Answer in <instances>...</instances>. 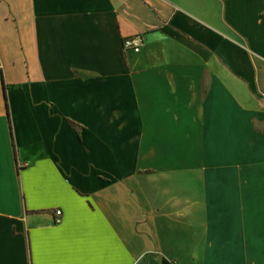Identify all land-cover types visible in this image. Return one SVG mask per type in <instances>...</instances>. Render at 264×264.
Segmentation results:
<instances>
[{
    "label": "crops",
    "instance_id": "0c3cea01",
    "mask_svg": "<svg viewBox=\"0 0 264 264\" xmlns=\"http://www.w3.org/2000/svg\"><path fill=\"white\" fill-rule=\"evenodd\" d=\"M0 264H264V0H0Z\"/></svg>",
    "mask_w": 264,
    "mask_h": 264
},
{
    "label": "built area",
    "instance_id": "2783aa9c",
    "mask_svg": "<svg viewBox=\"0 0 264 264\" xmlns=\"http://www.w3.org/2000/svg\"><path fill=\"white\" fill-rule=\"evenodd\" d=\"M142 38L140 36H128L122 39V48L125 51L138 52L139 47L141 45ZM60 211H55L54 215L56 216V221L58 220V216L60 215Z\"/></svg>",
    "mask_w": 264,
    "mask_h": 264
},
{
    "label": "trees",
    "instance_id": "16d2710c",
    "mask_svg": "<svg viewBox=\"0 0 264 264\" xmlns=\"http://www.w3.org/2000/svg\"><path fill=\"white\" fill-rule=\"evenodd\" d=\"M4 99H5V94H4ZM6 104V103H5Z\"/></svg>",
    "mask_w": 264,
    "mask_h": 264
}]
</instances>
